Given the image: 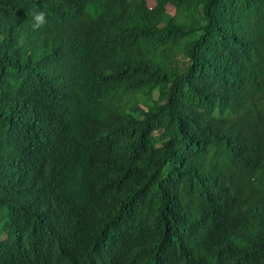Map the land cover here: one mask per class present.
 <instances>
[{
    "label": "trees",
    "instance_id": "16d2710c",
    "mask_svg": "<svg viewBox=\"0 0 264 264\" xmlns=\"http://www.w3.org/2000/svg\"><path fill=\"white\" fill-rule=\"evenodd\" d=\"M0 235V264H264V0H0Z\"/></svg>",
    "mask_w": 264,
    "mask_h": 264
},
{
    "label": "clouds",
    "instance_id": "9594fccd",
    "mask_svg": "<svg viewBox=\"0 0 264 264\" xmlns=\"http://www.w3.org/2000/svg\"><path fill=\"white\" fill-rule=\"evenodd\" d=\"M46 24H47V13L46 12L44 11L33 12L32 14V28L33 29L43 28ZM38 119H45V118L42 116H36L34 118V120H38ZM67 164H68L67 158L62 151L56 155H51L49 162L46 165L42 166L39 171L42 173H45L49 170H59V169L65 168Z\"/></svg>",
    "mask_w": 264,
    "mask_h": 264
},
{
    "label": "rangeland",
    "instance_id": "374dc122",
    "mask_svg": "<svg viewBox=\"0 0 264 264\" xmlns=\"http://www.w3.org/2000/svg\"><path fill=\"white\" fill-rule=\"evenodd\" d=\"M167 13L173 15V14H174V10H173V8H168V9H167ZM0 239H1V235H0Z\"/></svg>",
    "mask_w": 264,
    "mask_h": 264
}]
</instances>
